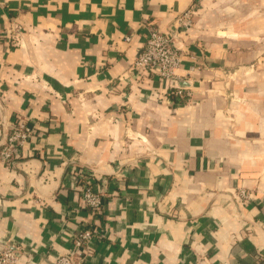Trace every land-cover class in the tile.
<instances>
[{"label":"crops","instance_id":"obj_1","mask_svg":"<svg viewBox=\"0 0 264 264\" xmlns=\"http://www.w3.org/2000/svg\"><path fill=\"white\" fill-rule=\"evenodd\" d=\"M189 8L178 79L132 73ZM0 20V148L36 124L0 161V250L53 264L90 225L86 264H264V0H0Z\"/></svg>","mask_w":264,"mask_h":264},{"label":"built area","instance_id":"obj_2","mask_svg":"<svg viewBox=\"0 0 264 264\" xmlns=\"http://www.w3.org/2000/svg\"><path fill=\"white\" fill-rule=\"evenodd\" d=\"M193 14L192 8L180 14L176 18L175 26L168 31L162 32L150 27L142 50L130 65V71L138 75L146 73L160 81L177 80L184 54L179 45L180 34L192 26ZM15 21L13 18L10 28L7 30L10 40H12L10 43L17 40L18 32ZM3 33L0 20V44ZM171 95L185 100L190 98L191 92L188 89L177 87L165 98ZM35 129V122L29 121L27 118H16L10 125V130L0 148V161L9 162L13 153L19 151L31 139ZM74 173L78 176L82 208L90 215L99 214L103 205V196L95 191L89 180V173L87 170L77 168ZM238 197L246 201L250 197V193L247 190H239ZM98 238L99 235L92 226L86 225L79 228L71 239V247L64 254L58 255L53 264H86L89 243ZM19 257V251L14 247H4L0 250V264H19Z\"/></svg>","mask_w":264,"mask_h":264}]
</instances>
